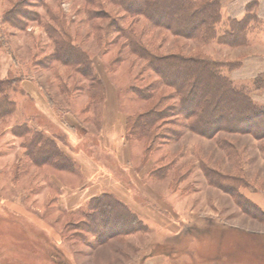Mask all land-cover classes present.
<instances>
[{
    "label": "rangeland",
    "instance_id": "rangeland-1",
    "mask_svg": "<svg viewBox=\"0 0 264 264\" xmlns=\"http://www.w3.org/2000/svg\"><path fill=\"white\" fill-rule=\"evenodd\" d=\"M128 4L0 0V80L8 82L0 96L16 102L0 111V264H264L263 112L219 99L209 85L224 84L201 73L188 84L205 109L196 129L205 133L190 129L180 96L128 39L133 32L159 58L214 60L264 107V0H215L211 39L192 37L190 24L176 35V23L170 29ZM94 76L142 125V114L169 111L127 140L129 164L106 145ZM148 87L154 96L141 98ZM73 133L82 141L73 144ZM71 151L120 183L118 194L103 192L79 208H72L78 195L63 200L60 182H82Z\"/></svg>",
    "mask_w": 264,
    "mask_h": 264
},
{
    "label": "trees",
    "instance_id": "trees-1",
    "mask_svg": "<svg viewBox=\"0 0 264 264\" xmlns=\"http://www.w3.org/2000/svg\"><path fill=\"white\" fill-rule=\"evenodd\" d=\"M120 2H126L128 1L130 4H134L138 11L142 12L146 8L147 13L155 18H159L164 24H166L167 27L170 29L173 28L174 23L177 24V27L173 30L176 35H184V32L182 30V27L185 28L186 25H192L195 31L192 34V37H200L204 39H211L214 36V22L217 21V13L218 7L215 6V0H210L209 2L206 0H154L149 4L144 3V0H119ZM128 4L129 6H131ZM146 4V5H145ZM218 11V12H217ZM128 39L130 40V46L132 51L139 55L140 57H146L150 63L153 62L155 65H153L155 71L158 72V75L160 77V80L162 84L171 87L174 89V93L176 95L180 96V110L183 114V117H186L187 121L189 120V127L190 129L194 131H201L196 130L198 129L199 124H203V118H204V111L205 109L202 108V106H199L197 104H194V97L189 92L192 89V86H190L188 81L195 79L198 75H201L206 73L209 76L214 75L219 79L222 84H224V87L216 88V83H213L211 86L208 84L210 82V79L204 78V83L206 85H209L210 88L214 89L215 92L218 93L219 99L227 100L228 102L236 103L238 105H249L253 107L256 110L262 111L264 115V107H261L257 105L248 92L245 90H242V88L235 86V84L227 78L225 75L221 73V65L214 61V60H208V59H197L196 61L184 58L182 56L178 55H165L162 57H156L153 53H151L147 48L141 47L138 43V39L135 38V34L132 32L131 35H128ZM155 56V57H153ZM173 61V62H171ZM171 62V63H170ZM176 62V63H175ZM194 62L196 64H194ZM82 63V61H81ZM174 67V68H172ZM170 78H167V74ZM166 75V76H165ZM95 81L98 86H96V90L100 91L101 94V102L105 99V88L103 81L101 78L94 76ZM17 81V80H16ZM15 81V82H16ZM207 81V82H206ZM6 80H0V93L4 94L5 92L3 90H7L8 88L5 86L7 85ZM99 88V89H97ZM149 94L147 97V93L141 89H139L140 97L143 99H150L154 96L153 88L148 87L145 88ZM193 91V89H192ZM189 94H188V93ZM231 93L237 94V98L232 97ZM144 94V95H143ZM231 94V95H230ZM9 96V93L7 92L4 96H0V111L2 112L3 107H13L16 106V102L13 98H8L10 100L7 101V97ZM4 97V98H3ZM147 97V98H145ZM163 97H165L163 95ZM162 98V97H161ZM6 102V103H5ZM208 103V102H207ZM169 110V109H168ZM169 111L167 110H153L151 114L146 113L142 114L140 117L141 122H143V125L140 124L138 121V117L134 119L130 115L127 116V132L126 137L128 140L131 138H139L141 135L146 131L148 127V123L150 121H160L163 117L165 118ZM195 113V115H194ZM145 116H148L147 119L143 118ZM231 116V115H229ZM144 124H147V126H144ZM208 127V125H206ZM41 132V131H40ZM202 133H205L204 131H201ZM207 133V132H206ZM140 134V135H139ZM39 138V137H38ZM42 137H40L41 139ZM39 140V139H38ZM51 144L50 142H48ZM48 149H50V146H46ZM52 149L49 150L51 152ZM108 199H111L114 201V204L124 207L125 205L118 201L116 198H113L112 196H108ZM249 203L248 200L243 199ZM91 207V204H90ZM126 210V209H125Z\"/></svg>",
    "mask_w": 264,
    "mask_h": 264
},
{
    "label": "crops",
    "instance_id": "crops-1",
    "mask_svg": "<svg viewBox=\"0 0 264 264\" xmlns=\"http://www.w3.org/2000/svg\"><path fill=\"white\" fill-rule=\"evenodd\" d=\"M32 96H34L37 100V102L40 100H43L44 94L42 92H37L35 90H32ZM116 96L114 95L113 91L110 89V87H107L106 94H105V99H104V104L102 107V128L106 132L105 133V138H106V145L112 150H114V147L116 148L117 152L119 154H124L125 159H121L120 161L124 162V164H129L130 159H129V153L131 154L130 151V143L127 141L126 137V132H127V114L122 112L119 107L117 106L116 103ZM48 102V101H47ZM44 103V102H43ZM49 103V102H48ZM46 103V111L50 109L49 104ZM45 105V104H44ZM48 106V107H47ZM83 137H80L78 134H71V140L73 144H77L82 141ZM61 145L63 146V143L61 142ZM69 146V145H68ZM64 149V147H63ZM67 153V147L65 149ZM83 153V152H82ZM73 160H75L78 165H79V172L82 177V182L75 186V187H70L69 185L62 184L60 182V193L63 195L62 198H66V196H75L78 195L77 201H72L76 202L74 203L72 208H79L80 206L83 205L85 200H88L89 198H92L93 196L99 195L103 192H108V193H114L118 194L119 190V185L121 186L120 183L118 182H113L110 181L109 179L111 176L107 173L103 175H98L96 173V169L93 167V163L90 161V158H86L85 156L81 153H74L73 151L70 152ZM85 155V154H84ZM99 167V166H97ZM101 168V166H100ZM103 171V169L101 168ZM91 171V172H89ZM100 171H98L99 173ZM97 176V177H96ZM54 179V177H53ZM103 180L108 181L107 183H103ZM85 195L88 196L86 199H83V197H80ZM82 198V199H81ZM121 198V197H119ZM1 196H0V202H1ZM121 200L126 201L132 209L135 208L132 203H130L128 200L121 198ZM69 202H67L68 204ZM135 210V209H134ZM158 242V241H157ZM156 242V243H157ZM143 257H139L141 260ZM152 258H158V257H148L147 259H152ZM157 260V259H156ZM147 261V260H146ZM150 263V261H149ZM155 263V262H153ZM146 264V262H145ZM148 264V263H147Z\"/></svg>",
    "mask_w": 264,
    "mask_h": 264
}]
</instances>
